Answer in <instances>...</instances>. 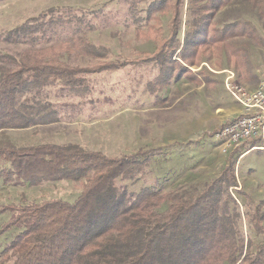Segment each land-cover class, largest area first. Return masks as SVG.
Masks as SVG:
<instances>
[{
	"label": "rangeland",
	"instance_id": "374dc122",
	"mask_svg": "<svg viewBox=\"0 0 264 264\" xmlns=\"http://www.w3.org/2000/svg\"><path fill=\"white\" fill-rule=\"evenodd\" d=\"M154 1L0 0V55L16 56L30 50L46 59L52 57L87 69L125 64L115 71L80 74L84 82L78 92L64 89L60 82L28 92L39 103H52L60 122L49 128L40 125L0 132V145L71 143L108 158L143 152L137 160L145 163L140 164L136 180H118L117 185L133 194L154 188L162 198L160 212L168 209V195L185 192L196 197L204 184L232 175L236 187L227 190L241 212L242 231L246 238L258 242L260 237L248 232L243 203L245 197L255 204L264 200V151L252 150L263 145L253 140L237 152L222 153L214 133L223 121L229 122L243 111L233 93L243 98L234 88L250 92L251 86L264 79V0H233L210 21L213 30L244 23L254 29L255 36L197 47L194 65L187 68L190 73L151 93L148 86L160 67L144 60L171 37L173 15L171 9H163L147 18L148 6ZM183 7L178 34L181 41L184 32L191 31L186 21L196 18L189 13L188 0ZM50 8L55 11L47 13ZM34 19H38L37 24H47L38 26L34 34L38 39L21 44L3 40L6 33L21 25H33ZM42 28L44 37L40 36ZM77 38L103 48V59L78 53ZM2 167L0 163V170ZM81 190V182L13 186L0 176V231L12 216L7 208L54 199L73 203ZM20 231L12 228L0 232V264H11L13 258L7 248Z\"/></svg>",
	"mask_w": 264,
	"mask_h": 264
},
{
	"label": "trees",
	"instance_id": "16d2710c",
	"mask_svg": "<svg viewBox=\"0 0 264 264\" xmlns=\"http://www.w3.org/2000/svg\"><path fill=\"white\" fill-rule=\"evenodd\" d=\"M231 1L188 0L189 13L196 18L186 21L191 31L184 32L182 41L178 34L184 0H155L148 6L147 18L163 9L173 11L171 37L144 60L160 67L149 92L190 73L173 61L177 51V58L191 67L199 46L255 36L252 27L239 22L219 30L211 28L214 13ZM54 11L50 8L47 13ZM38 22L34 19L33 25L23 24L9 31L3 40L20 44L35 41L38 26L47 25ZM39 31L44 37V28ZM77 42L78 53L103 59V48L79 38ZM124 65L72 67L30 50L16 56L0 55V132L60 122L52 103H39L28 92L56 82L78 92L84 82L80 74L115 71ZM142 154L108 158L74 144L24 149L11 143L0 145V176L10 185L37 187L68 180L82 183L80 196L73 203L54 199L6 209L12 216L0 232L21 230L7 248L13 258L11 264H264V200L255 204L244 196L247 229L260 237L258 242L246 238L242 231L241 212L227 190L236 187L232 175L204 184L196 197L185 192L168 195V209L160 212L162 198L154 188L133 194L117 185L118 180H136L140 164L145 163L137 160Z\"/></svg>",
	"mask_w": 264,
	"mask_h": 264
},
{
	"label": "built area",
	"instance_id": "2783aa9c",
	"mask_svg": "<svg viewBox=\"0 0 264 264\" xmlns=\"http://www.w3.org/2000/svg\"><path fill=\"white\" fill-rule=\"evenodd\" d=\"M234 90L241 93L243 99L235 93L233 96L243 106V111L214 133L217 148L222 153L237 152L245 143L259 140L263 146H254L252 150L264 151V79L250 92H244L238 87Z\"/></svg>",
	"mask_w": 264,
	"mask_h": 264
},
{
	"label": "crops",
	"instance_id": "0c3cea01",
	"mask_svg": "<svg viewBox=\"0 0 264 264\" xmlns=\"http://www.w3.org/2000/svg\"><path fill=\"white\" fill-rule=\"evenodd\" d=\"M178 52L179 51H177V53L174 55V57H173V61H176V62H179L180 64H182V65H184L186 68H188L189 70H190V67H188L186 64H183L179 59H177V54H178ZM174 58H176V59H174ZM258 85V84H257ZM257 85H255V86H251V89H250V91H252L254 88H256V86ZM245 87H247V86H245ZM234 119V118H233ZM233 119H231V120H233ZM231 120H229V121H231ZM224 122V121H223ZM221 123L220 125H219V127L220 126H222V124H224L225 122L227 123L228 121H225L224 123ZM49 127H51V125H49V126H47L46 128H49ZM40 128V127H39ZM217 128H218V126H217ZM34 130H37V129H34ZM11 143V142H10ZM14 144V143H13ZM43 144H46V143H38V144H35V145H24V147H17V146H14L15 148H22V149H24V148H26V147H36V146H38V145H43ZM48 145H52V144H56V145H61V144H57V143H47ZM71 144V143H70Z\"/></svg>",
	"mask_w": 264,
	"mask_h": 264
}]
</instances>
